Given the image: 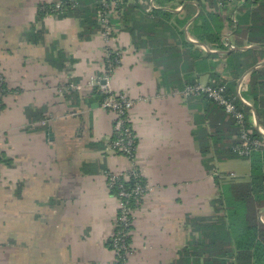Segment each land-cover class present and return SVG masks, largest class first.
Returning <instances> with one entry per match:
<instances>
[{
    "label": "crops",
    "instance_id": "1",
    "mask_svg": "<svg viewBox=\"0 0 264 264\" xmlns=\"http://www.w3.org/2000/svg\"><path fill=\"white\" fill-rule=\"evenodd\" d=\"M58 1L0 0V74L8 90L0 111V264H112L118 200L107 174L133 167L149 191L134 211L128 264H176L191 238L188 220L213 217L219 180L247 181L250 168L219 149L234 142L224 138L234 120L175 93L194 83L233 85L234 97L250 107V126L264 133V83L251 90L252 73L263 81L264 45L207 51L193 35L197 6L180 27V4L162 8L173 14L164 17L155 0L123 2L109 44L123 59L110 85L133 102L132 164L109 150L114 115L101 109L91 85L102 76L105 41L78 18L39 15V6ZM181 32L192 48L172 39ZM223 36L235 40L227 29ZM232 51L251 65L238 79L226 68ZM238 161L244 166L229 169Z\"/></svg>",
    "mask_w": 264,
    "mask_h": 264
},
{
    "label": "trees",
    "instance_id": "2",
    "mask_svg": "<svg viewBox=\"0 0 264 264\" xmlns=\"http://www.w3.org/2000/svg\"><path fill=\"white\" fill-rule=\"evenodd\" d=\"M59 1L68 2V0ZM102 1L75 0L77 3L76 7L68 8L62 14H57V16L61 18H78L82 24L89 28L95 27L98 33L99 26L96 22V13ZM104 1L109 4L113 0ZM123 2L125 4L127 0H123ZM155 2L159 7L158 10H160L156 11V13L164 14V17H169L173 14L162 11V8L170 7L169 4L171 3L182 5L184 17L175 21V24L180 27H183L195 15L197 6L200 10L198 17L200 25L194 28L193 35L197 43L209 47L208 50L227 51L222 46L224 29H227L228 34L230 33L235 37V40L232 41L235 48H242L245 45H264V32H259L261 28L264 29V0H244L237 9L235 23L230 22L225 11L222 14L218 12L215 0H155ZM193 3H195V6ZM53 4L39 6V15L43 17L45 15L43 10ZM251 6L253 7L251 8ZM90 8H93L95 13L91 14L92 12L88 11L91 10ZM176 37H180L181 42L186 47H193L188 42H184L183 32L176 36L172 34V39H176ZM241 54L243 53L232 51L226 56V68L230 69V74L234 79L240 78L251 67L247 62L238 60ZM192 55L201 59L217 56L216 53L203 51L201 53L194 51ZM186 56L189 57L188 54ZM259 76L252 73L251 90L253 84L264 83V76L263 81L257 83L260 81ZM212 78L217 80L215 75ZM214 85L222 86L223 84L216 82ZM232 87L233 85L229 89L226 88L225 91V95L230 99L234 97ZM96 94L98 93L96 92ZM100 98L102 100V96ZM234 98L237 108L245 115L246 129L249 131L251 139L263 141L264 137L250 126V109L236 97ZM244 98L247 101L252 100L254 102L252 104L253 107L257 109L254 100L255 95L254 99H251L252 94H248ZM196 99L215 107L219 117H223L225 114L222 108L206 100V98L199 97ZM259 124L264 129V123L260 121ZM233 125L234 128L232 124L230 127L234 131L227 130V133H224L226 134L224 138L227 140L230 135H234V142L224 143L219 146V149L226 152L231 158L239 159L240 157L236 156L232 151V148L238 143L236 139L238 137V128L234 123ZM240 159L249 162L250 173L248 180H219L217 183L218 199L212 202L213 217L188 220L187 228L190 231L191 238L186 248L180 252V259L176 261V264H264V218H262L263 222L259 220V214L264 213V147L253 150L249 157ZM138 182L143 184L139 175L135 179L132 177L128 179L124 182V186L127 189H131ZM110 192L111 195L117 198L118 189L116 187L111 189ZM131 207L135 211L136 208L133 205Z\"/></svg>",
    "mask_w": 264,
    "mask_h": 264
},
{
    "label": "built area",
    "instance_id": "3",
    "mask_svg": "<svg viewBox=\"0 0 264 264\" xmlns=\"http://www.w3.org/2000/svg\"><path fill=\"white\" fill-rule=\"evenodd\" d=\"M216 8L219 13L226 12L230 22L235 23L237 9L244 0H215ZM75 0L58 1L52 6L43 10L47 15L62 14L68 8L76 7ZM123 0H113L107 4L104 0L96 13L99 33L105 41L104 58L102 62V76L91 85L96 86L97 92L102 96L100 107L114 115L112 128V137L109 144V150L112 154L124 157L128 162L134 163L136 158L137 141L130 124V112L133 102L123 94H118L111 88L110 82L114 72L122 63V52L120 49L111 48L112 38V17L119 10L121 11ZM222 46L227 50H233L234 45L227 37L222 40ZM78 89V88H77ZM225 87L214 84H189L181 91H176V95L183 100L196 99L204 97L206 100L222 108L227 116L234 120L238 128V143L232 148L233 153L240 158H247L253 150L264 147V140L258 141L251 139L249 131L246 129L245 115L237 108L234 99L225 95ZM8 93L5 78L0 74V110L3 106V100ZM240 101V100H239ZM243 104L247 105L242 99ZM45 124V122L43 123ZM264 136V133L260 131ZM2 133L0 132V137ZM1 160V156H0ZM1 169V162H0ZM137 178L134 167L127 173L107 174V186L110 191L113 188L118 189V209L114 221V232L109 239V248L114 256L112 264H128L129 255L132 252V243L130 241V230L134 220V209L141 205V202L149 191L148 186L135 183L131 189L124 186L128 179Z\"/></svg>",
    "mask_w": 264,
    "mask_h": 264
},
{
    "label": "rangeland",
    "instance_id": "4",
    "mask_svg": "<svg viewBox=\"0 0 264 264\" xmlns=\"http://www.w3.org/2000/svg\"><path fill=\"white\" fill-rule=\"evenodd\" d=\"M230 42H231V41H230ZM231 43H232V42H231ZM207 51H212V50H207ZM0 111H1V110H0ZM1 135H2V134H1ZM1 137H2V136H1ZM1 137H0V139H1ZM236 164H238L239 166H244L243 163H241L240 161H238V162L234 163V165H233L234 168H232V163H230V164H229V169L235 170V168H237V167L235 166Z\"/></svg>",
    "mask_w": 264,
    "mask_h": 264
},
{
    "label": "water",
    "instance_id": "5",
    "mask_svg": "<svg viewBox=\"0 0 264 264\" xmlns=\"http://www.w3.org/2000/svg\"><path fill=\"white\" fill-rule=\"evenodd\" d=\"M239 100L241 101V99H240V97H239ZM245 106H247L248 108H250L248 105H245ZM252 110V109H251ZM253 111V110H252ZM254 117H255V115H254ZM256 127H258V125H257V123H256ZM262 217H264V213H260L259 214V220L261 221V218ZM262 222V221H261Z\"/></svg>",
    "mask_w": 264,
    "mask_h": 264
}]
</instances>
